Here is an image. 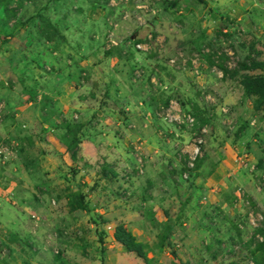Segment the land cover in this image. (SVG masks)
Here are the masks:
<instances>
[{"label":"rangeland","instance_id":"rangeland-1","mask_svg":"<svg viewBox=\"0 0 264 264\" xmlns=\"http://www.w3.org/2000/svg\"><path fill=\"white\" fill-rule=\"evenodd\" d=\"M247 59L264 0H0V264H264Z\"/></svg>","mask_w":264,"mask_h":264},{"label":"trees","instance_id":"trees-1","mask_svg":"<svg viewBox=\"0 0 264 264\" xmlns=\"http://www.w3.org/2000/svg\"><path fill=\"white\" fill-rule=\"evenodd\" d=\"M241 66H242L243 72H254V71L264 70V62H257L256 60H253V59L245 60L243 64L241 63ZM247 75L248 77H246L245 82H243L245 85L244 95L248 98H254L255 102L259 100V98H261V101H257L258 102L257 106H259L260 103H263L264 101V76H258L259 74L255 76H250L249 74ZM78 144H79L78 141H76V147ZM66 147H67V151L70 152L72 155L73 154L72 147L70 145H66ZM124 234H125L124 237H123V234L122 236L117 234L115 236L116 240L119 243H121V245L124 248H126L127 252L129 253L132 252L138 258L143 259L144 256L141 253V249L134 242V237L130 233H127V232H124Z\"/></svg>","mask_w":264,"mask_h":264},{"label":"built area","instance_id":"built-area-1","mask_svg":"<svg viewBox=\"0 0 264 264\" xmlns=\"http://www.w3.org/2000/svg\"><path fill=\"white\" fill-rule=\"evenodd\" d=\"M6 151L5 150H0V155L5 153Z\"/></svg>","mask_w":264,"mask_h":264},{"label":"crops","instance_id":"crops-1","mask_svg":"<svg viewBox=\"0 0 264 264\" xmlns=\"http://www.w3.org/2000/svg\"><path fill=\"white\" fill-rule=\"evenodd\" d=\"M254 19V18H253ZM22 126H24V124H22Z\"/></svg>","mask_w":264,"mask_h":264}]
</instances>
